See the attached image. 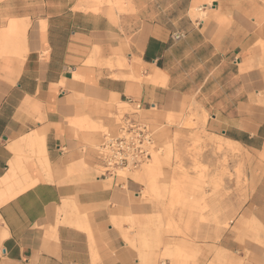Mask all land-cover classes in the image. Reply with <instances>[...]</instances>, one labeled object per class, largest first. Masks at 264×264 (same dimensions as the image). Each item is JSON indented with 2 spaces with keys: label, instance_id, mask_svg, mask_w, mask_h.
I'll list each match as a JSON object with an SVG mask.
<instances>
[{
  "label": "crops",
  "instance_id": "0c3cea01",
  "mask_svg": "<svg viewBox=\"0 0 264 264\" xmlns=\"http://www.w3.org/2000/svg\"><path fill=\"white\" fill-rule=\"evenodd\" d=\"M251 1L253 14L246 0H213L186 30L129 12L148 0L125 13L95 12L93 0L0 1V31L19 39L0 51V264H142L132 222L151 212L144 187L104 176L100 134L86 130L118 110L156 117L199 104L219 143L264 152V0ZM161 164L138 176L150 195ZM261 178L219 263L264 264Z\"/></svg>",
  "mask_w": 264,
  "mask_h": 264
},
{
  "label": "rangeland",
  "instance_id": "374dc122",
  "mask_svg": "<svg viewBox=\"0 0 264 264\" xmlns=\"http://www.w3.org/2000/svg\"><path fill=\"white\" fill-rule=\"evenodd\" d=\"M93 1L96 4L95 12L109 9L113 13L128 12L125 3L139 2ZM189 2L190 0H148L147 7L133 6L129 12L137 14L138 10L143 11V16L151 18L160 14V19L168 26L186 30L190 20L200 22L204 12H212L210 5L213 0H196L192 6H189ZM259 3L261 2L246 0V14L250 11L253 14L258 10ZM195 9H198V15L193 12ZM213 11L217 10L214 8ZM138 25L134 23L133 27ZM245 25L246 32L254 29L251 21ZM14 39L19 41L0 31V51L5 52ZM261 51L264 53V45H261ZM3 55L16 57L11 54ZM199 106L191 104L180 115L158 113L156 117L150 112H140L129 107L118 110L117 115L109 114L108 123L86 129L100 134L96 144L97 156L103 136L108 133L117 134L118 124L123 116L139 119L153 131L156 150L153 151L151 161L138 170L119 172L121 179L131 177L143 185L142 200L151 208L148 215L132 222V238L139 239L141 244L137 249L148 254L144 261L142 259V264H149L148 260H152L151 264H222L214 258L220 253L218 247L221 239L236 221L264 174V152L259 154L243 150L241 146L226 147L219 143L216 135L214 137L210 134L211 129L207 127L210 115ZM203 120L206 122L203 123ZM168 153L171 154L170 158H167ZM158 159L162 163L156 183L158 190L150 195L148 184L138 176L148 174L151 169L149 166L156 164ZM206 251L209 255L212 252L213 258H204Z\"/></svg>",
  "mask_w": 264,
  "mask_h": 264
},
{
  "label": "built area",
  "instance_id": "2783aa9c",
  "mask_svg": "<svg viewBox=\"0 0 264 264\" xmlns=\"http://www.w3.org/2000/svg\"><path fill=\"white\" fill-rule=\"evenodd\" d=\"M117 134L108 133L98 148L104 176H119V172L138 170L152 159L156 150L150 126L132 116H124Z\"/></svg>",
  "mask_w": 264,
  "mask_h": 264
},
{
  "label": "bare ground",
  "instance_id": "6f19581e",
  "mask_svg": "<svg viewBox=\"0 0 264 264\" xmlns=\"http://www.w3.org/2000/svg\"><path fill=\"white\" fill-rule=\"evenodd\" d=\"M124 117V116H123ZM122 117V118H123ZM121 120V119H120ZM34 185V183L33 184H29V186L28 187H26V188H24L22 191H20L19 193H21V192H23V191H25V190H27V189H29L30 187H32ZM7 201V200H6ZM1 204V203H0Z\"/></svg>",
  "mask_w": 264,
  "mask_h": 264
}]
</instances>
